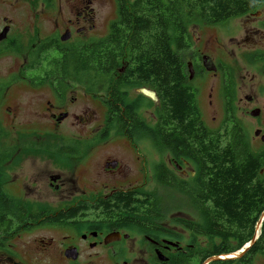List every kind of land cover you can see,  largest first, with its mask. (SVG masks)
<instances>
[{"label": "flooded vegetation", "instance_id": "1", "mask_svg": "<svg viewBox=\"0 0 264 264\" xmlns=\"http://www.w3.org/2000/svg\"><path fill=\"white\" fill-rule=\"evenodd\" d=\"M100 1L0 0V61L14 62L0 76V264H264V246L255 245L261 230L250 247L256 231L239 248L195 246L200 216L155 212L170 192L182 196L195 186V163L156 144L165 156L156 165L140 150L138 131L152 130L144 114L155 102L138 90L152 89L117 84L124 68L93 71V81L87 64L80 68L113 23L104 31ZM196 43L202 49L186 59L187 83L211 114L220 105L226 118L227 52L212 33ZM150 133L155 147L161 136ZM110 143L124 148H100ZM123 193L134 203L124 210L115 199ZM108 203L113 214L105 213ZM221 256L229 260L211 261Z\"/></svg>", "mask_w": 264, "mask_h": 264}, {"label": "trees", "instance_id": "2", "mask_svg": "<svg viewBox=\"0 0 264 264\" xmlns=\"http://www.w3.org/2000/svg\"><path fill=\"white\" fill-rule=\"evenodd\" d=\"M263 5L264 0H136L128 8L121 1L107 36L90 50L88 60L78 61L80 68L87 64L95 77L124 68L116 75L117 84L156 92L154 132L161 136L156 144L175 154L181 151L195 163V186L181 195L203 215L201 234L219 238L221 247L232 241L239 248L255 235L264 212V147L253 154L242 127L229 116L220 130L206 126L181 56L193 43L186 23L197 18L220 24ZM115 199L123 210L134 204L130 194H117ZM105 206L107 214L116 211L112 204ZM255 245L264 246V221Z\"/></svg>", "mask_w": 264, "mask_h": 264}, {"label": "rangeland", "instance_id": "3", "mask_svg": "<svg viewBox=\"0 0 264 264\" xmlns=\"http://www.w3.org/2000/svg\"><path fill=\"white\" fill-rule=\"evenodd\" d=\"M124 1L128 8L132 7V4L136 0H102L97 5V12L102 20L105 19L104 31L108 32V27L112 21L116 19V8L119 2ZM188 32L192 38V49L191 51L181 52V56L185 61V75L188 78V67L186 59L189 57V53L194 50H201V44L196 43V40L200 35L206 36L210 33L215 36H219L220 41L222 42L226 52L227 58L224 59V63L227 64L230 84L228 85V94L231 96L230 105L228 111V116L236 124L240 125L246 136V140L250 147V151L253 154L259 153L263 147L264 143L261 141V136L264 135V62L263 59H260V56L264 55V5L255 11L245 14L241 17L225 21L220 24H207L200 21L197 18H193L187 21ZM255 31H259V35H254ZM257 44V45H255ZM175 48V46H174ZM186 58H185V56ZM14 66V62L9 60L0 61V76H3L5 70ZM88 79L93 81L94 77L92 75L88 76ZM91 84H95L91 82ZM130 97L135 98V90H130ZM138 94V93H137ZM201 95V94H200ZM246 98H249V102ZM199 107L202 111L203 119L206 126L209 130H218V124H220L225 119L224 112L220 105H217L216 114H211L210 110L207 108L203 96L199 97ZM146 104V103H145ZM154 106L148 108V111L144 114V117L147 121L153 124V128L146 129L144 126L142 130H139L138 134H143L138 139L141 142L142 146L140 150L144 154H151V159L154 164L158 165L160 161L165 159L163 154H160L156 148V139L154 140V145H152L153 137L150 136L152 131L155 134V125L158 121V103H154ZM260 110V115L258 118H253L251 112L254 110ZM145 110V109H144ZM153 112V116L150 114ZM215 116L218 119L217 123L211 121L212 117ZM153 119V120H151ZM255 119V120H253ZM28 127V126H27ZM98 126H90L89 131L96 129ZM30 128V127H28ZM46 130V128H42ZM4 127L0 126V147L6 143L4 138ZM257 130L261 131L260 137H255V132ZM4 132V133H3ZM67 132H76L75 128H70ZM114 133H110V139L113 138ZM114 142V141H112ZM152 143V144H151ZM100 148L114 149L115 148H124L123 144L119 143H110L106 147L100 146ZM160 155V158H158ZM196 169V166H191L192 169ZM152 192H157L159 189L154 188ZM159 193H164L160 191ZM166 194V193H164ZM158 204V203H156ZM159 208V210H158ZM178 210H183L186 213H190L194 216H200L196 223H194L198 229H201V232L205 226L204 217L202 214H198L191 208L189 202L186 201L184 196H180L178 193L170 192L167 195V198L159 202V206L155 207V212L157 213H171L169 216H177ZM189 216H192L190 215ZM191 233H193L191 228ZM193 236V235H192ZM221 240L219 238H210L201 234L199 237L193 236L192 244L199 246V244H207L212 246L219 245ZM232 243V241H231Z\"/></svg>", "mask_w": 264, "mask_h": 264}, {"label": "water", "instance_id": "4", "mask_svg": "<svg viewBox=\"0 0 264 264\" xmlns=\"http://www.w3.org/2000/svg\"><path fill=\"white\" fill-rule=\"evenodd\" d=\"M138 92L141 93L142 95H144L145 97H148L149 99L153 100L155 103L158 102V97H157V94H156L155 91L149 90L147 88H141V89L138 90ZM259 115H260V110H258V109H256V110L251 112V116L253 118L258 117ZM254 135H255V137H260L261 136V131L257 130ZM261 141L264 143V135L261 136ZM263 221H264V212L261 215V219L258 222V226L257 227H259L263 223ZM260 230H261V228H259L257 230L255 238L247 245V247H250V246L255 244L256 238L258 237ZM235 257L237 258L238 256H235ZM219 259L220 260H226V261L229 260V258H227V256H221V257H218V258H212L211 261L219 260Z\"/></svg>", "mask_w": 264, "mask_h": 264}, {"label": "bare ground", "instance_id": "5", "mask_svg": "<svg viewBox=\"0 0 264 264\" xmlns=\"http://www.w3.org/2000/svg\"><path fill=\"white\" fill-rule=\"evenodd\" d=\"M257 226H258V223H257ZM261 226H262V224L259 227H256V229L258 230L259 228H261ZM257 230H256V232H257Z\"/></svg>", "mask_w": 264, "mask_h": 264}]
</instances>
